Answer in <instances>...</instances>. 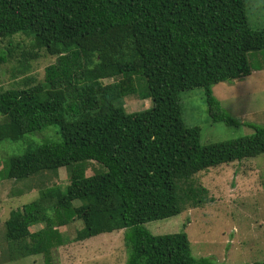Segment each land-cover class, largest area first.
Masks as SVG:
<instances>
[{"label": "trees", "instance_id": "1", "mask_svg": "<svg viewBox=\"0 0 264 264\" xmlns=\"http://www.w3.org/2000/svg\"><path fill=\"white\" fill-rule=\"evenodd\" d=\"M17 34L56 60L43 82L0 90V142L48 127L60 140L27 146L1 176L24 181L66 169L68 183L10 212L8 260L43 255L50 264V250L65 243L58 228L80 221L75 242L123 230L124 264H215L192 256L184 232L155 236L144 225L204 205L196 174L264 154V127L246 124L248 136L202 145L179 105L181 92L200 88L211 122L240 125L212 88L249 76L247 54L264 50V30L249 27L244 0H0V39ZM136 78L151 106L127 113ZM90 163L101 170L88 176ZM37 224L44 227L31 233Z\"/></svg>", "mask_w": 264, "mask_h": 264}, {"label": "rangeland", "instance_id": "2", "mask_svg": "<svg viewBox=\"0 0 264 264\" xmlns=\"http://www.w3.org/2000/svg\"><path fill=\"white\" fill-rule=\"evenodd\" d=\"M244 3L249 27L264 30V0H244ZM0 51L6 55V62L0 66V90L21 88L26 79H33V84L43 82L45 68L56 60L43 49L34 48L32 38L23 34L0 39ZM247 60L253 74L212 88L221 108L238 121L239 126L211 122L202 89L180 93L182 120L187 127L199 129L202 145L248 136L253 131L246 124L264 127V50L248 53ZM135 84L136 95L123 99L127 113L140 112L151 106L150 100L140 99L144 81L136 78ZM57 132L56 127H48L16 142H0V264H46L43 255L8 260L4 223L11 211L36 200L40 189L53 185L64 188L68 183L67 170L60 169L54 177L45 174L24 181L4 179L1 172L6 161L21 155L27 146L58 142ZM96 170L101 168L90 163L86 174L90 176ZM192 183L207 190L204 205L187 206L174 217L148 222L144 227L155 236L184 232L195 259L205 258L215 264L264 262V154L200 172L193 177ZM43 227L44 224H37L30 226L29 231L38 232ZM81 228L80 221L58 228L65 243L50 250V264L126 262L123 230L82 242L73 241Z\"/></svg>", "mask_w": 264, "mask_h": 264}, {"label": "crops", "instance_id": "3", "mask_svg": "<svg viewBox=\"0 0 264 264\" xmlns=\"http://www.w3.org/2000/svg\"><path fill=\"white\" fill-rule=\"evenodd\" d=\"M253 73H254V72H252V70H251V73H250V75H251V74H253ZM250 75H249V76H250ZM249 76H247V77H249ZM245 78H246V77H245ZM245 78H243V79H245ZM237 81H238V80H237ZM235 82H236V81H235Z\"/></svg>", "mask_w": 264, "mask_h": 264}]
</instances>
